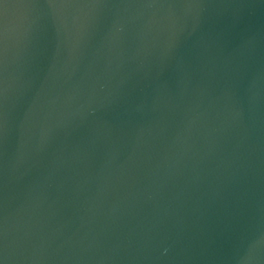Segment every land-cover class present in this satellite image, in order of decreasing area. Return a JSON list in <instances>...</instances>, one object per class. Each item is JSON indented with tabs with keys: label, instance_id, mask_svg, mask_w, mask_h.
Segmentation results:
<instances>
[{
	"label": "water",
	"instance_id": "water-1",
	"mask_svg": "<svg viewBox=\"0 0 264 264\" xmlns=\"http://www.w3.org/2000/svg\"><path fill=\"white\" fill-rule=\"evenodd\" d=\"M0 264H264V0H0Z\"/></svg>",
	"mask_w": 264,
	"mask_h": 264
}]
</instances>
